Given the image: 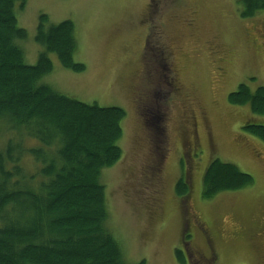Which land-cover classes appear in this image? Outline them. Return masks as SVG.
Returning a JSON list of instances; mask_svg holds the SVG:
<instances>
[{
  "label": "rangeland",
  "instance_id": "rangeland-1",
  "mask_svg": "<svg viewBox=\"0 0 264 264\" xmlns=\"http://www.w3.org/2000/svg\"><path fill=\"white\" fill-rule=\"evenodd\" d=\"M147 3L27 0L16 11L27 33L17 43L25 62L34 65L44 50L34 40L40 16L48 25L71 20L73 59L84 69L65 68L49 53L52 70L42 82L81 102L124 110L117 142L122 156L100 179L107 226L127 263L182 264L179 248L185 264H264V142L242 129L249 122L264 124V114L228 102L240 83L251 90L264 86V10L248 18L240 14V0H153L155 13L148 15ZM190 20L191 28L185 24ZM155 31L168 50L170 72H162L157 61H148L154 73L145 69V45ZM157 112L164 115L158 126ZM189 115L196 118L199 152L184 177L180 142L191 129ZM1 126L0 149L13 136ZM25 142L38 144L33 138ZM216 159L234 164L254 182L203 199V174ZM180 178L187 197L177 192ZM184 219L187 252L180 239Z\"/></svg>",
  "mask_w": 264,
  "mask_h": 264
},
{
  "label": "trees",
  "instance_id": "trees-1",
  "mask_svg": "<svg viewBox=\"0 0 264 264\" xmlns=\"http://www.w3.org/2000/svg\"><path fill=\"white\" fill-rule=\"evenodd\" d=\"M26 3L0 0V124L13 134L0 149V264H130L107 226L105 186L100 179L102 170L122 156L117 142L125 112L81 102L42 82L52 70L49 53L56 54L65 68L81 71L84 65L73 59L77 49L73 22L48 25L45 15L40 16L34 36L44 50L34 65L25 62L17 40L27 33L18 26L16 11ZM240 3L242 17L264 10V0ZM153 34L145 45V69L154 73L148 61H157L162 72H170L168 50L158 39L160 34ZM228 102L248 104L252 113L262 115L264 86L251 90L240 83L228 94ZM163 117L155 114L157 126L163 124ZM148 123L144 120V125ZM242 129L264 142V124L249 122ZM26 138L38 144L27 146ZM253 182L234 164L216 159L203 174L201 197L211 199ZM176 187L179 195L188 196L184 178ZM175 253L185 264L182 251L177 248Z\"/></svg>",
  "mask_w": 264,
  "mask_h": 264
},
{
  "label": "flooded vegetation",
  "instance_id": "flooded-vegetation-1",
  "mask_svg": "<svg viewBox=\"0 0 264 264\" xmlns=\"http://www.w3.org/2000/svg\"><path fill=\"white\" fill-rule=\"evenodd\" d=\"M153 7H154L153 0H148V3H147V14L148 15H150V14L154 15L155 12H154ZM185 24L187 27H190V28L193 27V25H194L192 20H190L188 23H185ZM170 85H171V83H170ZM188 124L190 125L191 129L189 131H187V130L183 131L182 137H184V141L182 139V141L180 142L181 154L183 156V159L185 160V163H187V167H186L185 172H184V177H186V175H187L188 164L195 160V158L194 159L192 158V155L194 153L199 152V147H198L199 146V143H198L199 136L197 134V129H196V118L190 116V118L188 120ZM208 141H209V145H210V143L212 144L213 139L209 136ZM190 160H192V161H190ZM188 224H189V219H186V222H185L186 226L184 225V223H182L181 235H180V239L182 240L181 244L184 246L186 252L188 250L186 248V244H187L188 240H185V237L187 236V233H188V227H189ZM187 257L189 259V256H187Z\"/></svg>",
  "mask_w": 264,
  "mask_h": 264
}]
</instances>
